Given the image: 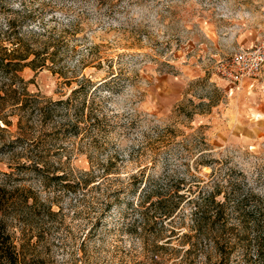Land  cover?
<instances>
[{
	"label": "rangeland",
	"instance_id": "obj_1",
	"mask_svg": "<svg viewBox=\"0 0 264 264\" xmlns=\"http://www.w3.org/2000/svg\"><path fill=\"white\" fill-rule=\"evenodd\" d=\"M18 40L56 50L54 72L0 70L19 264L263 262L242 220L264 210V64L216 66L264 44V0H0V53Z\"/></svg>",
	"mask_w": 264,
	"mask_h": 264
},
{
	"label": "trees",
	"instance_id": "obj_2",
	"mask_svg": "<svg viewBox=\"0 0 264 264\" xmlns=\"http://www.w3.org/2000/svg\"><path fill=\"white\" fill-rule=\"evenodd\" d=\"M33 45L34 44L32 42L25 43L18 40L17 42L11 43V48L7 52L4 51L5 49L3 47V49H1L3 52L0 53V70L11 73L13 77L18 78L19 80L20 78L16 72L21 70L23 67H29L30 69H41L43 67H47L53 71L56 56V50L54 49L55 44L50 41H42L35 44L36 46ZM50 47H52L51 50H48ZM47 61H49V64ZM10 84L12 85L13 82L11 81ZM78 90V88L72 89L70 97H67L64 100L54 101L52 104L54 106L64 104L63 106L65 107H71V99L74 96L73 94ZM9 91L15 93L17 88H10L9 85ZM133 180L136 185H139L141 182V178L135 177ZM9 196V192L6 187L0 183V211L6 206ZM171 211L172 210H167L163 214L169 215ZM221 212L222 210L219 209L216 211V214L220 213L221 215ZM250 215L251 216L249 218L243 217V228L244 230L247 229L248 233H252L256 248L254 250L255 255L258 259L263 261L261 264H264V210H261V208L255 205L251 210ZM19 262L20 259L15 246L6 231L5 225L0 219V264H19Z\"/></svg>",
	"mask_w": 264,
	"mask_h": 264
},
{
	"label": "built area",
	"instance_id": "obj_3",
	"mask_svg": "<svg viewBox=\"0 0 264 264\" xmlns=\"http://www.w3.org/2000/svg\"><path fill=\"white\" fill-rule=\"evenodd\" d=\"M264 64V44L233 51L226 59L218 62L216 71L219 77L231 84L252 80L261 72Z\"/></svg>",
	"mask_w": 264,
	"mask_h": 264
},
{
	"label": "crops",
	"instance_id": "obj_4",
	"mask_svg": "<svg viewBox=\"0 0 264 264\" xmlns=\"http://www.w3.org/2000/svg\"><path fill=\"white\" fill-rule=\"evenodd\" d=\"M247 81H249V80H247V79H246V80H244L243 82H245V83H246ZM243 82H242V83H243Z\"/></svg>",
	"mask_w": 264,
	"mask_h": 264
}]
</instances>
